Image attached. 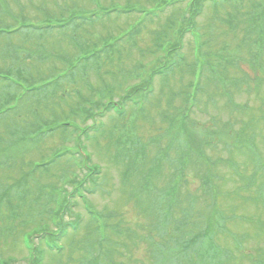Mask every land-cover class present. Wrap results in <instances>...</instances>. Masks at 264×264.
Returning <instances> with one entry per match:
<instances>
[{
  "label": "rangeland",
  "instance_id": "obj_1",
  "mask_svg": "<svg viewBox=\"0 0 264 264\" xmlns=\"http://www.w3.org/2000/svg\"><path fill=\"white\" fill-rule=\"evenodd\" d=\"M95 1L94 4L89 0H0L6 8L0 12V29L21 23L40 27L57 20L51 19V15L70 5L87 10L94 5L108 10L113 7L139 10L122 15L115 12L100 24L81 28L76 32V37H82L80 41L72 29L42 37L36 34L0 37V78L10 70L8 76L25 82L27 88L45 80H54L62 88V92H55L57 96L52 92L29 91L19 101L21 90L0 84V112L13 106V102L7 101L9 95L19 101L13 112L0 115V136L10 130L6 127L12 123V132L24 131L35 137L34 141L15 148L0 143L5 151H0V181L4 179L0 185V264H28L30 253L24 247L23 233L34 234L35 224L45 225L51 231L56 228L52 225L58 198L54 190L63 189L65 197L72 189L70 181H75L72 175H77V180L83 178L85 160L79 157L82 152L89 156L87 165L98 167V181H102V189L87 199L91 209L96 213L116 211L111 224L119 219L124 227L134 229L142 238L135 245L133 237L130 240L122 237L121 246L125 245L123 241L127 245L117 251L124 257L113 256V263L151 261V249L146 245L149 238H143L151 232L141 228L153 224V216L137 217L132 201L126 202L127 189L136 194L141 185L137 181H154L162 187L164 181L177 180L184 181L182 187L186 184L187 192L197 195L203 180L214 181L219 190L216 200L224 198L225 205L229 202L232 209L231 214H225L228 222L224 225L225 245L231 249L224 253L221 264H264V194L259 195L264 182V0H192L197 14L201 12L197 18L191 17L189 0ZM164 4L167 8L159 11ZM137 25L139 33L134 42L122 41L112 63L106 65L102 58L98 70L75 71L72 82L71 77L62 80L61 74L74 64L73 59L85 53L87 42L101 46L102 38H117ZM186 27H192L197 37L183 34L178 39L179 32ZM157 42H166V51L180 42L177 53L182 50L186 65L179 60L178 65L181 63L183 67L170 71L165 78L151 80L154 93L141 112L126 110L120 120L113 110L104 119L98 118L104 123L103 131L97 135L86 133L85 139L82 136L77 144L78 133L73 131L36 137L44 126H54L58 121L73 122L80 127L91 125V121L82 123L84 117L78 113L84 114L91 102L99 101L101 94L115 105L124 104L127 92L136 88L147 74L172 58L176 60L174 56L166 59V53L156 48ZM194 48L197 49L193 56ZM215 56V64L222 68L217 75L205 70ZM231 61L234 68L229 67ZM198 68L202 78L197 80L198 93L193 95L191 107L182 96L193 94L190 72ZM81 79L85 81L80 82ZM126 139L133 144L129 152H125ZM118 140L122 143H117ZM76 145L81 148L79 155L67 153L62 160L47 164L57 150L74 149ZM135 157L139 159L134 161ZM36 164L44 167L37 168ZM2 195H11L16 212L24 220L22 225H29L26 231V227L16 222L19 230L7 232L10 212L2 204ZM200 201L198 206H202ZM75 203L76 215L65 216L64 220L77 222L78 230L66 235L60 252H48L41 244L36 245L41 253L40 264L89 261L88 252L85 255L79 252L91 245L93 221L83 202ZM78 217L80 221L75 220ZM114 237L110 240L118 238ZM34 241L36 244L37 239ZM238 246L241 249L234 251ZM97 254L96 247L93 256ZM101 261L111 264V255L107 258L104 253Z\"/></svg>",
  "mask_w": 264,
  "mask_h": 264
},
{
  "label": "trees",
  "instance_id": "obj_2",
  "mask_svg": "<svg viewBox=\"0 0 264 264\" xmlns=\"http://www.w3.org/2000/svg\"><path fill=\"white\" fill-rule=\"evenodd\" d=\"M89 1L94 4L97 3L95 0ZM3 4L4 6L0 4L1 13L6 10V8H4L5 2ZM73 4L75 3L73 2L72 5ZM104 8L94 5V8L87 10L88 8H80V6L78 5H70V7L68 6L63 10L59 9L56 15H51V19L57 20H51L50 22H47L44 25H41L43 23L41 22L39 23L41 25L40 27L39 25L23 23L17 26L8 25L6 28L0 29V37H24L27 36V34L33 36L36 34V37H42L44 35H49L53 33L55 34L57 32L63 33L64 31L72 29V31H74L75 38L80 41L82 37H76V32L81 28H85L88 26L91 27L98 23L100 24L101 21H104V19L113 16L115 12H118L122 15L123 13L130 14L131 12L139 11L135 8H131L129 10H125L122 8H120L121 10H119L118 8L114 7L109 10ZM189 28L190 27H186L185 29ZM138 30L139 28L137 25L122 34L121 36H118L117 38L112 39L111 36L102 38L101 46H98V43L87 42L89 46H85L86 48L85 50H83L85 53H83L82 55L78 54L73 59L74 64L72 63V66H68L67 71L61 74V77L63 74L65 76L63 81L65 82L66 77L68 75L71 76L70 81L72 82L75 71L85 72L88 70H98L101 66L102 58H105L104 61L106 65L112 63L111 59H114L113 56L115 54H118L117 49L119 44L124 40L130 43L134 42L135 37L139 33ZM182 30L183 29H181L178 34V39L181 38L183 35ZM166 42H157L156 48L160 50L165 49L164 45ZM179 46L180 42H177L175 48H173V46L167 52L171 56L174 55L175 57ZM7 50L11 49L8 48ZM5 54L9 56L6 52ZM181 59L182 57H180L179 55L176 56V61H179ZM159 67L160 68L156 71H151L149 74H147L146 79L144 78L140 82V84L136 86V88L134 87L129 90L130 92H127V95L123 99V103L125 105L127 102H132L133 104H136V102H138L140 98H147L152 96L151 80L156 77L165 78L167 70L169 69V66L167 64H162ZM9 72L7 71L5 73H2L5 75H1L2 77L0 78V84H8L12 87H16V89L18 90H21L19 101L22 99V97H24L25 93L29 91H33L36 94L40 92H42L43 94L52 92L51 94H54L55 96H57L55 92H62L61 85H55L54 80L53 82L45 80L41 84H38L31 88H27L25 82L15 80L13 77L8 76L10 74ZM135 76H137L136 73ZM135 79H137V77H135ZM98 99L100 102H91V107L87 111H85L84 114L78 113L80 115H83L84 117L82 123L86 121H91V125L80 127L74 124L73 122L58 121L54 126H48L47 128L46 126H44V129L40 130L39 135H36V137H41L43 135L45 136L46 134L52 135V133L60 134L61 132L66 134V132L68 131H73L75 132V134L78 133V139L76 142L77 144L79 143L78 140L82 136L85 139L86 133L95 132L97 135L101 131H103L104 123L99 120L104 119L105 114H111V112L114 110L116 112L114 115L117 117V119L122 120L124 118L125 114L121 112L122 110H120V107H123L122 104L115 105L113 102H110V100L106 101L105 99H108V97H103V94H101ZM7 101L9 103L13 102L14 104L12 107L9 106L8 109H5V111L0 112V115H3L5 114V112L8 111L13 112L16 109V105H18L19 103L17 97H12L10 95ZM68 118L70 117L68 116ZM1 120L2 117L0 121ZM13 126L14 125L12 123L7 125L6 128L9 127L10 130L6 131L5 133L3 132L4 135L0 136V143L4 142L2 144H8L10 148H15V146L17 147L20 144L22 145L34 141L33 139L35 137H31V134H29L28 132L23 131L20 134L16 131L12 132V129L14 128ZM6 138V141L3 140ZM28 139H30V141L26 142V140ZM128 141L129 139H126L127 149L125 150V152H129L130 150H132L133 144H130ZM117 143L121 144L122 142L118 140ZM5 145L2 146L5 147ZM2 150L3 149L0 148V151ZM15 150H18L17 153L20 152V148H17ZM80 152L81 148L79 147V145H76L74 149L62 147L60 150L54 152L52 154V157L46 162L48 164L49 162L51 163L55 160L58 161L62 157V155L67 153L79 155ZM79 157L85 160V164H83V169L85 172L83 178L77 180V175H72L75 181H70L72 189L69 194H67L65 197V191L63 189L54 190L58 198L57 200H55L56 208L53 209V214L55 215L53 219L54 222L52 221V224H54L56 228H53V231H51L46 228L45 225L35 224L33 226H35L37 229L32 232L34 234L28 235L31 233H23L25 237V239L22 240L24 247L30 253L28 264L41 263V253L37 250L36 245L41 244L45 247L48 252H53L54 250L60 252L62 250L61 245L66 237V229L63 226V223L68 224V226H70V228H73L74 230H78L79 227L77 226V222L64 220L65 216L67 217L71 214L76 215L74 214V206L76 205V200L79 202H83V204L85 205L84 209L87 211L88 215L93 221L90 222L93 227V238L91 237L90 241L91 245L89 249L86 248L85 251L80 250L79 252L80 254L84 255L86 254V252L89 253L87 258V261H89L83 264H104L105 261H101L102 257L104 256V253L107 258H109L111 255V264L113 263V256L117 257L118 259H122L124 255L121 252L117 251L118 248L121 246L120 242L122 237L128 238L129 240L131 239V237H133L135 245L138 243L137 241H142L141 236L137 234L134 229L130 227H124L123 222L121 220L117 219V222L115 224H111V221L116 218V211L113 213L112 211L104 210L101 213H96L91 209L87 202V199L90 195H93L95 192H98V189H102V181H98L100 177L98 167L87 165L86 162L89 160V156L82 152ZM137 159L139 158L135 157L134 161ZM35 167L40 168L44 166L36 164ZM2 181H4V179ZM2 181H0V185H3ZM137 182H140L141 185L136 194H132L133 192L130 189L126 190H129L127 193L128 199L126 200V202L132 201V203L134 204V210L137 213L138 218L142 216H153L154 225L148 224L146 226H142L141 228V230H148L151 232L150 234H147L143 237L144 239L149 238L146 244L151 249V261L149 262V264L222 263V261L220 260L223 257L224 253L231 249V247L228 249L225 245L226 233H224V225L226 222H228V219L225 217V214H231L232 209L229 207V202H226L225 205L224 198L220 202L216 200L217 192L219 190H217V186L214 185V181L202 180L198 187L199 193L197 195L190 193L189 191L187 192V190L185 189L186 184L182 187L184 181H164L162 187L159 186L158 183L155 184L154 181ZM260 186L261 188L259 195L264 194V182H262ZM210 187L211 189H209ZM182 189L184 190L182 191ZM200 198H202L201 201ZM73 200H75V202ZM1 201L3 206L5 205V208L7 207V210L10 212L9 219L7 220L9 224L7 232L12 233L15 230H19L17 229L18 226L15 223L18 222L19 225H22L24 220H21L22 217L19 215V213L16 212L17 210L14 206L15 202H13L11 195H2ZM199 201L202 206H198ZM18 207H20V204L18 205ZM75 220L80 221V218L78 217ZM22 226L24 228L26 227L24 230L26 231L29 225L25 223ZM114 235L118 238L114 237ZM33 237L34 240L35 238L37 239L36 244L34 243L35 241L33 240ZM112 237L116 239L110 240ZM15 239L13 238V240ZM123 243L127 245L125 241H123ZM125 245L121 246L122 249L126 247ZM96 247L98 248V254L96 256H93L94 248ZM238 249H241V247H236L234 251H238ZM231 255L225 257L223 261L231 257Z\"/></svg>",
  "mask_w": 264,
  "mask_h": 264
},
{
  "label": "bare ground",
  "instance_id": "obj_3",
  "mask_svg": "<svg viewBox=\"0 0 264 264\" xmlns=\"http://www.w3.org/2000/svg\"><path fill=\"white\" fill-rule=\"evenodd\" d=\"M200 15H198V16H196L195 18H197V17H199ZM182 33L184 34V36H185V34H190L191 36H193V37H197V33L196 34H193L194 33V30H193V28L192 27H190L189 29H183L182 30ZM197 48H194V51L192 50V54H193V56H194V52H195V50H196ZM159 51L160 52H165L166 53V55H165V57H166V59H169V58H171L172 56L165 50V49H163V50H160L159 49ZM177 55H179L180 57H183V56H185L183 53H182V50L179 52V53H176V55H175V57L177 56ZM174 56V55H173ZM216 61H217V56H215V58H213V61H212V58H211V61H210V63L206 66V68H205V65L203 66L204 68H205V70L206 71H208V72H210V73H213L214 75H217V74H219V70L220 69H222V68H220L219 69V67H218V65H216L215 63H216ZM167 65L169 66L168 68V70H167V73H169L170 71H174L176 68H178L179 66H181L180 64L178 65V63H177V61L176 60H174L173 58H172V60L171 61H169L168 63H167ZM185 65H186V63H185ZM185 65H184V67H185ZM181 67H183V66H181ZM166 73V74H167ZM69 77H71V76H68L67 75V77H66V80L67 79H69ZM64 78H65V76H64V74L62 75V80H64ZM85 80H83V79H81L80 80V82H84ZM150 97H147V98H140L139 100H138V102H136V104H133L132 102L130 103V102H127L126 103V105L125 104H122V106L123 107H120V110H122L121 112H123L124 114L127 112L126 110H129V109H131L132 111H134V112H141V110H142V108H143V106L145 105V103L147 102V99H149ZM29 210V209H28ZM30 211V210H29ZM63 218H64V216H63ZM46 222V221H45ZM45 222H43V223H45ZM53 226H55L54 224H52ZM63 226L65 227V229H66V235L67 234H71V232H72V230H74L73 228H70V226H68V224H64L63 223ZM56 227V226H55ZM76 229V228H75ZM77 231V230H76Z\"/></svg>",
  "mask_w": 264,
  "mask_h": 264
}]
</instances>
